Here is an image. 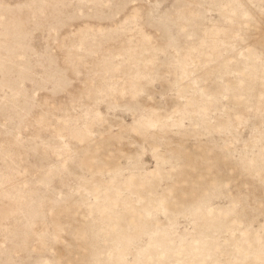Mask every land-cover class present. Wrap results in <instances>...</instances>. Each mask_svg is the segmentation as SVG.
Segmentation results:
<instances>
[{
	"label": "rangeland",
	"instance_id": "obj_1",
	"mask_svg": "<svg viewBox=\"0 0 264 264\" xmlns=\"http://www.w3.org/2000/svg\"><path fill=\"white\" fill-rule=\"evenodd\" d=\"M0 264H264V0H0Z\"/></svg>",
	"mask_w": 264,
	"mask_h": 264
}]
</instances>
